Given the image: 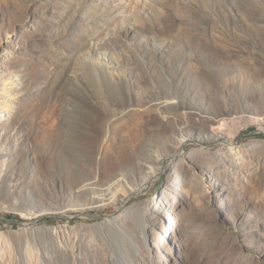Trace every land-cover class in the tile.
Returning a JSON list of instances; mask_svg holds the SVG:
<instances>
[{
  "label": "rangeland",
  "instance_id": "rangeland-1",
  "mask_svg": "<svg viewBox=\"0 0 264 264\" xmlns=\"http://www.w3.org/2000/svg\"><path fill=\"white\" fill-rule=\"evenodd\" d=\"M0 264H264V0H0Z\"/></svg>",
  "mask_w": 264,
  "mask_h": 264
},
{
  "label": "bare ground",
  "instance_id": "bare-ground-1",
  "mask_svg": "<svg viewBox=\"0 0 264 264\" xmlns=\"http://www.w3.org/2000/svg\"><path fill=\"white\" fill-rule=\"evenodd\" d=\"M156 103L158 104V106L165 107V108H167L168 106H172L173 104H178V103L180 104V102L178 100H176L174 98H168L165 96L159 97V99H157ZM258 119L262 120L263 118L259 116ZM222 136L223 135L220 133H218L216 135L208 134V135L203 136L201 133H199L197 131H194V132H192V134L190 136H187V135H185V132L181 131L179 138H177L176 147L178 150H181V147L183 146V144L186 143L188 140H202L203 137L204 138L221 139ZM233 137H234V135H232V134H230L228 136V138H230V139ZM164 158L165 157H163V154H159V156L157 158H154L155 159L154 161H156L155 162L156 164L147 166V169L142 173V176L140 177L138 182H136L133 187L132 186L130 187V190L127 191L125 197L120 195L119 189L117 190L114 188V182L108 184V189L110 190L109 192L110 193L112 192L113 195H116L117 199L119 201L124 202L126 199L130 198L131 195L140 194L141 192L145 191L152 184V182L155 180L157 175H159L163 171V163H164L163 159ZM85 189L86 188H84V190ZM106 194H108V193H106ZM97 197L99 198V195L95 194L94 196L91 197V199L93 201H95V198H97ZM142 231L146 236L145 227L142 229Z\"/></svg>",
  "mask_w": 264,
  "mask_h": 264
}]
</instances>
